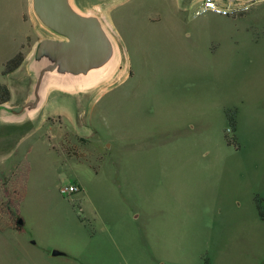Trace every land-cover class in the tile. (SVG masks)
I'll return each instance as SVG.
<instances>
[{
	"label": "rangeland",
	"instance_id": "374dc122",
	"mask_svg": "<svg viewBox=\"0 0 264 264\" xmlns=\"http://www.w3.org/2000/svg\"><path fill=\"white\" fill-rule=\"evenodd\" d=\"M202 1L73 0L133 76L53 91L1 134L17 153L0 155V179L24 159L31 172L25 232L0 230V264H264V0L196 16ZM41 27L32 0H0V85L18 107L30 83L5 65L28 64Z\"/></svg>",
	"mask_w": 264,
	"mask_h": 264
},
{
	"label": "water",
	"instance_id": "95a60500",
	"mask_svg": "<svg viewBox=\"0 0 264 264\" xmlns=\"http://www.w3.org/2000/svg\"><path fill=\"white\" fill-rule=\"evenodd\" d=\"M32 3L40 22L65 40L45 38L36 44L27 64L33 79L29 100L14 109L0 105V112L6 111L10 116L8 122L14 124L26 123L21 119L23 115L37 110L40 113L43 109L49 96L44 98L43 91L50 75L89 78L95 71L94 74L101 76L115 63L119 52L117 41L102 20L81 12L73 0H32ZM64 255L61 251H53V256Z\"/></svg>",
	"mask_w": 264,
	"mask_h": 264
},
{
	"label": "trees",
	"instance_id": "16d2710c",
	"mask_svg": "<svg viewBox=\"0 0 264 264\" xmlns=\"http://www.w3.org/2000/svg\"><path fill=\"white\" fill-rule=\"evenodd\" d=\"M26 57L19 53L5 65L3 74H11L25 61ZM10 100V91L0 85V105ZM231 119V118H230ZM232 120V119H231ZM235 124V120L232 121ZM228 139L229 137L226 136ZM231 144V141L228 140ZM31 172V164L24 159L14 165L10 174L0 179V230L13 229L19 233L25 232L20 207L27 194V185Z\"/></svg>",
	"mask_w": 264,
	"mask_h": 264
},
{
	"label": "bare ground",
	"instance_id": "6f19581e",
	"mask_svg": "<svg viewBox=\"0 0 264 264\" xmlns=\"http://www.w3.org/2000/svg\"><path fill=\"white\" fill-rule=\"evenodd\" d=\"M74 9L77 10L76 7H74ZM106 25L108 26V24ZM41 28L43 29V31L46 32V34L49 35L50 39L65 40V38L58 35L57 33H55L50 28L46 27L45 25L42 24ZM129 72H130L129 61L124 54V50L120 47L115 63L109 65L101 76H97V74H94L95 71L89 78L63 76L59 74L50 75L46 79V85L43 91V97L45 98L47 94L49 95L53 91L65 92L71 94H77L83 92V93H90L92 94L91 96L100 95L103 92L109 90L110 88L125 82L128 78ZM38 115H39L38 110L32 111L23 115L21 119L28 122L36 119Z\"/></svg>",
	"mask_w": 264,
	"mask_h": 264
},
{
	"label": "crops",
	"instance_id": "0c3cea01",
	"mask_svg": "<svg viewBox=\"0 0 264 264\" xmlns=\"http://www.w3.org/2000/svg\"><path fill=\"white\" fill-rule=\"evenodd\" d=\"M260 3H261L260 0H254V1H252L250 3V6L253 7L254 5H258ZM184 5L185 6L188 5V3H186V1H185L184 2ZM114 38L117 41V44H118V46L120 48L121 47V44L119 42L120 39L117 38V37H115V36H114ZM125 52H127V53H124V54L126 55V58L128 59L129 65H130L131 70H132V60H131V57H130L127 49H126ZM16 72H21V77L25 81H29V83H30L29 85L31 86V83H32V75H31V73L27 69L26 60H25V62H23V64L16 71H14L13 73H11L10 75L15 74ZM132 76H133V72H132ZM128 79H129V77H128ZM118 85H116V86H118ZM30 86L28 87V90H27V98L25 99L26 100L25 103L29 100ZM8 88H9L11 97H10V100L8 102H6L4 105L7 106V107H9V108H11V107H18V105H15V104L12 103V99H13V97L15 95L14 94V88L11 87V86H9ZM52 95H53V92H51L49 94V96L47 98V102H48V100L50 99V97ZM47 102H46V104H47ZM45 105H44V107H45ZM44 107H43V109H44ZM43 109H42L41 112H43ZM80 117H81V115L79 116V119H80ZM79 119H78V125L81 126V123H80ZM8 120H10V116L8 115V113L6 111L0 112V136H1V134L9 135V132H7V134H6V131L10 127H18V126H23L24 125V123L23 124L10 123V122H8ZM6 137H8V136H5L3 138H0V155L8 156V158H11V157H14L15 156V154L17 153V149H16V147H11V145L7 143L6 140H8V139Z\"/></svg>",
	"mask_w": 264,
	"mask_h": 264
},
{
	"label": "built area",
	"instance_id": "2783aa9c",
	"mask_svg": "<svg viewBox=\"0 0 264 264\" xmlns=\"http://www.w3.org/2000/svg\"><path fill=\"white\" fill-rule=\"evenodd\" d=\"M247 2L232 1V0H203L200 7L196 10V16L202 15L209 11H216L220 14L229 15L235 12L244 10ZM78 191V187L75 185L68 186L62 189L64 194H74Z\"/></svg>",
	"mask_w": 264,
	"mask_h": 264
},
{
	"label": "flooded vegetation",
	"instance_id": "af4514ba",
	"mask_svg": "<svg viewBox=\"0 0 264 264\" xmlns=\"http://www.w3.org/2000/svg\"><path fill=\"white\" fill-rule=\"evenodd\" d=\"M131 78H132V75L129 77V79H131ZM259 215H260L261 219L264 221V217H263L262 212H261V214H259Z\"/></svg>",
	"mask_w": 264,
	"mask_h": 264
}]
</instances>
